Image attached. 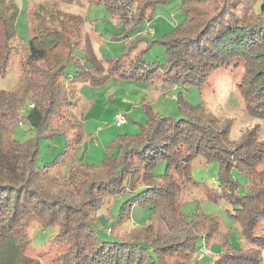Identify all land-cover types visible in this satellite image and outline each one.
Returning <instances> with one entry per match:
<instances>
[{"label": "trees", "instance_id": "1", "mask_svg": "<svg viewBox=\"0 0 264 264\" xmlns=\"http://www.w3.org/2000/svg\"><path fill=\"white\" fill-rule=\"evenodd\" d=\"M86 1L102 3L129 32L147 18L155 5L169 0ZM260 1L184 0L182 22L161 41L166 63L151 69L159 71L164 81L186 88L202 84L219 67L242 63L244 74L238 88L247 112L264 119V3L259 12L254 8ZM17 15L16 0H0L3 69L8 64ZM34 32L27 43H22L25 55L19 87L0 90V264H39L24 256L30 241L26 231L29 221L37 222L43 230H56L52 240L63 245V249L53 264H167V256H194L201 250L199 240L207 245L218 229V223L211 221L203 230L204 218L198 214L183 215L177 203L185 185L193 183L191 167L197 157L218 164L221 189L207 196L236 204L234 217L241 225V233L248 242L256 244L255 248L236 249L225 234H220L215 237L219 241L216 257L205 264H261L264 238L254 234L258 221L264 218V169H257L264 163V140L258 139V128L245 130L236 142H231V121L218 122L202 106L180 100L182 118L148 112L138 135L120 139L116 156L107 157L97 167L84 163L71 166L65 178L52 180L47 166L37 164L39 141L51 140L67 131L61 127L60 119L55 127L53 121L63 118V109L73 105L60 85L65 79V66L73 59V47L51 68H44L38 61L64 40V33L42 27V23L36 25ZM140 40L132 42L129 53ZM142 51L133 53L130 68L122 73L125 54L110 61L106 74L96 81L101 83L103 78L115 74L134 77L133 70L143 66ZM133 61L136 68L131 66ZM86 73L91 74L83 69L80 76ZM26 103L28 111L22 114ZM65 118H71L69 127L79 125L72 115ZM23 122L30 124L35 136L20 143L13 139V130ZM81 135L77 128L75 137L80 140ZM161 160L166 163L165 173L159 182H150L151 171ZM140 170L149 183L122 204L118 219L127 217L134 204H146L151 208V222L144 227L135 226L120 241L101 240L92 228L91 212L105 194H119L125 180ZM233 170L251 180L244 196L237 193ZM202 259L194 263L201 264Z\"/></svg>", "mask_w": 264, "mask_h": 264}, {"label": "rangeland", "instance_id": "2", "mask_svg": "<svg viewBox=\"0 0 264 264\" xmlns=\"http://www.w3.org/2000/svg\"><path fill=\"white\" fill-rule=\"evenodd\" d=\"M184 0H169L165 4H157L146 19L125 31L122 21L112 15L100 2L89 3L86 0H16L18 15L15 21V37L10 42V55L6 69L0 64V90H13L19 87L22 74L21 63L25 55L24 45L33 36L34 28L42 23V27L55 28L64 33V40L58 43L51 53H47L38 64L51 68L73 47V59L65 66V79L61 81L63 90L73 102L72 107L63 109V118L56 117L61 127L67 128L64 134H56L53 139L39 141L37 164L47 166L48 176L52 180H61L67 176L71 166L88 164L100 166L107 157H114L119 151V141L126 136L138 135L146 123L147 113L152 112L160 117H172L176 120L184 115L179 112V101L194 106H202L209 117L223 122L231 121L228 139L236 142L242 132L254 127L258 128V139L264 140V119L251 116L246 109L243 96L238 88L244 74L243 64L233 62L219 67L209 73L205 82L200 85L182 87L173 85L162 79L159 71L151 68L166 63V52L161 41L166 34L183 20L181 5ZM264 0L255 5L256 12ZM34 17L33 19H31ZM42 20V22H41ZM147 30H153L150 35ZM141 39L129 53L133 41ZM143 39V40H142ZM140 53L142 67L134 71V77L115 74L102 79L96 78L106 74L109 63L125 54L126 66L121 73L130 68L129 59L133 53ZM128 54V55H127ZM137 63H131L136 68ZM140 65V64H139ZM85 69V75L80 76ZM29 104L21 109L26 114ZM124 114L126 121L121 126L115 125L117 114ZM76 120L77 127H69L71 118ZM73 123V121H72ZM77 128L81 130L80 140L75 137ZM35 136V130L29 123L16 125L13 139L23 143ZM68 142V145L65 146ZM166 163L158 161L151 171L150 182H159L165 173ZM264 169V163L257 168ZM237 184V193L244 196L249 182L247 177L232 171ZM193 183H187L179 194L177 203L185 216L198 214L204 228L209 222L218 223L216 236L207 245L199 240L200 252L188 259L164 257L167 264H195L203 258L201 264L210 263L219 250L217 237L225 234L229 243L236 249L255 248L241 233V225L234 215L238 206L224 198L212 199L209 193L220 191L218 182V164L207 163L197 157L191 167ZM148 180L144 172L125 180V187L119 194H105L97 208L91 212L94 219V233L103 241L117 242L135 226L144 227L151 222L149 205L134 204L127 217L118 219L122 204L134 193L146 188ZM221 189V188H220ZM159 222H157L156 227ZM29 244L24 248L25 258L37 260L39 264H53L54 258L60 255L63 245L52 240L56 230H43L37 222L29 221L26 226ZM254 234L264 238V218L258 221ZM261 264H264V246L261 248Z\"/></svg>", "mask_w": 264, "mask_h": 264}, {"label": "built area", "instance_id": "3", "mask_svg": "<svg viewBox=\"0 0 264 264\" xmlns=\"http://www.w3.org/2000/svg\"><path fill=\"white\" fill-rule=\"evenodd\" d=\"M147 33L148 34H153V31L152 30H147ZM126 121V118H125V115L124 114H117L116 117H115V125L116 126H121L122 124H124Z\"/></svg>", "mask_w": 264, "mask_h": 264}, {"label": "crops", "instance_id": "4", "mask_svg": "<svg viewBox=\"0 0 264 264\" xmlns=\"http://www.w3.org/2000/svg\"><path fill=\"white\" fill-rule=\"evenodd\" d=\"M153 31V30H152ZM156 32L153 31V34L155 35ZM153 34H150V35H153Z\"/></svg>", "mask_w": 264, "mask_h": 264}]
</instances>
